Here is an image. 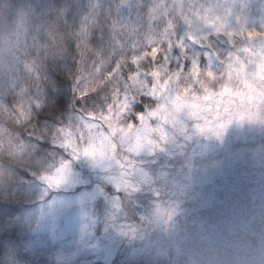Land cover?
I'll return each instance as SVG.
<instances>
[{"label": "rangeland", "instance_id": "374dc122", "mask_svg": "<svg viewBox=\"0 0 264 264\" xmlns=\"http://www.w3.org/2000/svg\"><path fill=\"white\" fill-rule=\"evenodd\" d=\"M69 1L0 26L29 170L0 264H264V0ZM70 66L75 108L37 120Z\"/></svg>", "mask_w": 264, "mask_h": 264}, {"label": "trees", "instance_id": "16d2710c", "mask_svg": "<svg viewBox=\"0 0 264 264\" xmlns=\"http://www.w3.org/2000/svg\"><path fill=\"white\" fill-rule=\"evenodd\" d=\"M75 2V1H74ZM80 9L69 0H0V26H9L16 19L26 20L27 23L36 24V26H47L48 21L58 18L61 11L67 9ZM78 62L83 58H77ZM38 60V59H37ZM42 59L39 58V62ZM73 66L76 62L72 63ZM70 66L67 70L44 69L38 74L40 81L49 83L51 104L45 107L43 111L35 113L37 120H47L57 122L59 117L63 116L64 110L75 108L69 102V93L72 95V77L75 68ZM48 79V80H46ZM13 122L14 119L12 120ZM13 122H4L11 138L23 141L30 133V127L24 123L14 124ZM27 133V135H26ZM26 135V136H25ZM250 145H256L251 141ZM16 156H9V153L0 147V253L5 247L4 240L9 239L17 241L15 230L11 227V221L15 213L20 209L16 197L18 194L17 185L20 180L26 179L28 169L22 167ZM1 257V255H0Z\"/></svg>", "mask_w": 264, "mask_h": 264}]
</instances>
